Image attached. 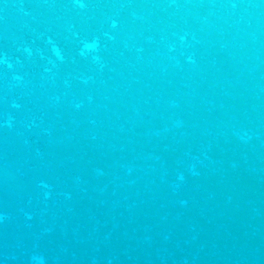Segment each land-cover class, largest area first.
<instances>
[{"label":"water","instance_id":"water-1","mask_svg":"<svg viewBox=\"0 0 264 264\" xmlns=\"http://www.w3.org/2000/svg\"><path fill=\"white\" fill-rule=\"evenodd\" d=\"M0 76L264 239V0H0Z\"/></svg>","mask_w":264,"mask_h":264}]
</instances>
